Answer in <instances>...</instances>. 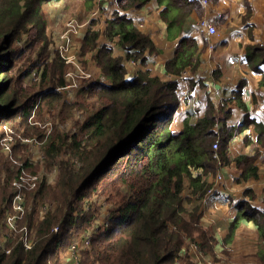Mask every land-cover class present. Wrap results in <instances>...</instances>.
I'll use <instances>...</instances> for the list:
<instances>
[{
    "label": "trees",
    "instance_id": "16d2710c",
    "mask_svg": "<svg viewBox=\"0 0 264 264\" xmlns=\"http://www.w3.org/2000/svg\"><path fill=\"white\" fill-rule=\"evenodd\" d=\"M148 1L117 0V5L119 10L139 9ZM174 1L183 8L194 6V1L171 0V4ZM45 23L39 0H0V131L7 120L20 114L26 126L35 125L32 128L44 141V163L51 166L63 148L70 155L66 160L60 157L53 186L43 177L32 188L25 180V213L17 222L18 233L9 244L10 252L0 249V264H67L62 257L73 243L79 246V264H198L188 251L182 252L192 243L203 254L214 255L216 240L200 224L199 206L188 210L186 203L206 194L211 185L207 177L215 173L219 162L227 160L230 133L218 134L214 126L229 117L234 105L244 108L241 97L217 106L208 102L202 116L195 121L185 117L175 132L173 115L179 106L176 81L163 80L149 70H139L132 80H126L121 57L100 44L99 32L88 31L81 48L84 68L103 74L107 82L83 79L81 91L85 95L79 100V92L74 100L64 99L55 87L65 85L69 63L59 51L49 59ZM104 31L109 40L116 37L122 47L134 49L133 54L128 51L129 58L143 62L144 52L153 48L151 38L119 11L114 12ZM23 37L25 46L19 50L17 42ZM177 45L176 56L167 64L168 72L178 73L192 63L188 47L193 43L183 37ZM20 62L40 70L39 87L22 108V90L10 74ZM28 74L25 70L22 75ZM85 98L94 102H84ZM42 102L46 107L59 104L61 118L68 116L65 109L79 107L86 115L81 130H87L81 131L87 133L86 139L79 141L86 144L81 146L76 134L69 141L70 136L63 132L53 129L45 134L34 124L31 116L37 107V113L42 114ZM251 121L245 117L243 127L252 123L259 127ZM92 140L95 146L89 150L92 146L87 143ZM216 140L220 142L218 150L213 148ZM23 145L20 140L14 144L10 159L0 150V206L11 201L14 178L21 182L20 175L35 174L39 169V163L28 161ZM236 163L243 169L241 178L258 176L250 156H240ZM187 189L188 194H184ZM245 193L248 199L237 203L238 215L229 233L240 217L252 221L261 241L255 256L264 264V209L251 203L255 197L252 190ZM44 199L57 205L39 217L37 204ZM102 199L112 204L105 206L106 216L100 210ZM54 226H59V233L53 231ZM24 228L35 238L28 248L21 237ZM86 234L90 242L82 245Z\"/></svg>",
    "mask_w": 264,
    "mask_h": 264
},
{
    "label": "crops",
    "instance_id": "0c3cea01",
    "mask_svg": "<svg viewBox=\"0 0 264 264\" xmlns=\"http://www.w3.org/2000/svg\"><path fill=\"white\" fill-rule=\"evenodd\" d=\"M189 1H194V6L190 9L174 7L169 10L170 16L163 18L161 14L164 15L167 10L166 1L159 3L158 0H150L139 9L121 11L117 0H101L103 15L93 28L89 25L91 11L89 14L87 11L93 7V0L89 6L84 0L78 3L73 0H49L45 3L53 8H43V11L47 13L45 20L48 30H53L58 25L55 43L66 46L63 54L70 66L65 73V85H76L73 80L78 76L72 70L78 69L79 61L76 60H79V55L83 64L81 48L78 49V46L79 40L85 37L86 29H102L107 22L104 21L111 18L115 11H119L130 18L137 29L147 34L154 46H157L154 53H148L147 50L144 52L146 58L143 62L139 58L125 61L122 57L125 79L132 80L139 70H149L163 80L174 78L179 98V106L173 115L175 132L180 129L185 117L195 121L202 116L208 102L217 106L225 100L235 101L237 95L241 97L244 108L234 105L229 117L214 126L218 134L226 131L230 133L225 160L227 162L217 167V173L207 177L211 185L206 194L191 201L194 205H199L200 224L215 237V254L211 256L201 252V258H192L198 264H208V261L212 264H259L255 253L261 241L256 225L240 217L233 233H229V229L238 215L237 203L248 199L245 190H254L256 196L251 203L264 209V157L259 160L258 176L255 178H241L243 169L236 163L238 157L250 156L255 152L264 156V61L261 60L264 55V0ZM201 19L214 24L216 33L208 35L199 26ZM183 37L193 43L192 48L188 47L192 63L175 75L170 74L167 64L176 56L177 44ZM100 44L109 46L115 56L132 51L121 48L117 40H109L106 36ZM83 66L81 71L86 74L83 79L105 80L104 75L94 77ZM64 86H57L55 89L62 93ZM245 117L259 124V127L254 128L252 121V126L243 127ZM42 128L44 133L49 132L48 126ZM28 149L31 152L30 146ZM35 153L29 154L33 161L37 159ZM41 162L37 160L36 163ZM185 183L187 187L188 182ZM191 203H186L188 210L193 207ZM190 246L188 249L182 248V252L188 251L191 255ZM66 254L62 259L67 264L70 261L72 263L70 255Z\"/></svg>",
    "mask_w": 264,
    "mask_h": 264
},
{
    "label": "rangeland",
    "instance_id": "374dc122",
    "mask_svg": "<svg viewBox=\"0 0 264 264\" xmlns=\"http://www.w3.org/2000/svg\"><path fill=\"white\" fill-rule=\"evenodd\" d=\"M45 1H49V0H39V7H40L41 12L44 15V18L47 19L46 18L47 17V13H45L46 11L45 12L43 11V8H45L47 10V9H52L53 6L49 5L48 3H45ZM73 1L75 3H78V2H80L82 0H73ZM161 1H166L169 4V8L166 10V12L164 14L166 17L170 16V12H169L170 9H172L174 7L179 8V9L182 8V6L179 5V3L176 2V1H174V3H172V4H171V0H161ZM84 2H85V4H87L89 6V3H92V0H84ZM94 10H95L94 4H93L92 8L87 9L88 14H89V11H91L90 12L91 18L89 19V25L92 26V28L96 26L95 22L99 23V18H101V16L103 15L102 14V12H103L102 6H100L99 13L96 14V15L92 14ZM129 10H133V9H129ZM121 11H125V10H121ZM86 14H87V12H86ZM161 17L165 18L162 14H161ZM66 20L67 19H65V21ZM110 20H111V18H108L104 22H106V21L108 22ZM107 22H106V24H107ZM165 23H166V20H165ZM173 23L174 22H171V24H173ZM106 24H104L105 27H106ZM105 27H103L102 29H100V28H94V29L88 28V29H86L85 34L88 31H92V32L93 31H97V32H99L98 39H99V41H101V40L104 39V36H105V31H104ZM57 28H58V25L53 30H51V29L48 30L47 29V22L45 23V32H46V35L48 36L47 38L49 40V45H48V49L50 51L49 59H53L54 52L55 51H59L61 53V55L66 59L67 63H69V66H70V62H68L69 60L63 54L64 51L66 50V46L63 43L62 44H59L58 42L55 43V40H56V37H57V34H58L57 33ZM208 35H210V34L208 33ZM211 35H213V34H211ZM83 39H84V37L79 40V44L80 45L78 46V49L82 48V46L84 44ZM24 40H25V37L22 38V41L17 42V46H18L19 50L24 49V46H25V44L23 43ZM114 40H117V42H118V39L116 37H114ZM118 44L121 46V44L119 42H118ZM69 48H71V47H69ZM121 48L127 49V48H124L122 46H121ZM156 48H157V46H154V44H153V48L151 50V53H154L156 51ZM131 53L132 54L134 53V49H132ZM120 57H121L122 61H123V58H124L125 61L130 59L128 57V52L126 54L120 55ZM35 61H36V57H34V62ZM76 61H79L78 62V69H76V70H72L71 69L73 71L74 75L78 76L77 79L73 80V83L76 84V85H71L70 86L71 87L70 93L62 94L64 99L67 98V99L74 100L77 96H79V92L81 93L80 96H79V100H80V98L82 96L85 95V92L81 91V89H82L81 88V84H82V80H83V78L85 77L86 74L82 73V71H81L83 64L80 61V55H79V60H76ZM25 70H29V74L24 76L22 74L25 72ZM90 72L93 74L94 77H98L99 75H103V74H96V72L94 70L90 71ZM169 73L175 75V73L173 71H169ZM10 74L13 76L14 82H17L19 90H22L21 91L22 92V96H21V100L22 101L20 103V106H21L20 108H22V106L26 105V102H27V100L29 98L28 96L30 94L36 92L38 87H39L38 83H37V80H39V78H40V70L37 69L34 66L33 67H30L28 65L23 66L22 62H20V63H18L17 66H15L10 71ZM171 79H172V81L174 80V78H171ZM101 80H104V78H101ZM85 101L86 102H94V99L93 98H85L84 102ZM42 106H43L42 107V109H43L42 114H38L37 113V111H38V107H37V109H35V111H34V115L31 116V119H32V121H34V124H36L40 129H42L43 126L46 127L47 124H48L47 122L49 121L51 123L52 130L54 129L55 131H60V132H63L64 134L69 135L70 136V140L69 141L73 140V138H74L73 135H75V134L77 135V137H75V139L78 140V142H80L79 140L84 141V139H86V137H84V136H87V133L86 134H84L83 132L81 133V131L85 130V129L81 130V125L83 123H85L86 115H85V117L83 116V111H81L79 109V107H73V108H71V110L65 109V112H66V114H68V116L65 117V118H61V116H59V111L61 110V107H60L59 104L55 103L53 107H46V106H44V102H42ZM18 113H20V111ZM23 119H25V118L23 117ZM27 120L29 121V119H27ZM22 121H23L22 117L21 118H17V116H15V117H13V118H11V119L6 121L3 129L0 131V150H1L3 139L7 135L10 136L14 140V144L18 143L19 140L22 143V139L25 138V137L26 138L27 137H36L38 140H40L39 144H38L39 148L36 149V151L31 150V152H30L29 149H28V145L27 144L23 145L24 148L27 149V151H26V153L28 154L27 159L29 160V158H30L29 154L32 153V152H36L35 153V158L38 156L39 152L44 153L45 150L42 148V144H44V141L42 139L38 138L37 132H39V131L38 130L36 131L35 128H32V126H35V125L30 124V125L26 126ZM59 124H63L64 127L61 128L59 126ZM9 126L11 128V131H9V128H8ZM25 127H27V128H25ZM85 131H87V130H85ZM45 134H47V133H45ZM215 142H217V144H218V146H217V150H218L220 148V142L218 140H216ZM79 144L81 146H84L86 144V142L84 144H81V142H80ZM89 144H91V145H89ZM25 145L27 147H25ZM87 145L92 146V147H88V148H90L89 150H91L95 146L94 145V140H92L91 142L87 143ZM66 150L67 149L63 148L60 151V153L56 156V159L50 164L51 166H49L46 162L44 163V159L42 160L41 163H39L38 171L42 170L43 172L47 173L49 176L52 177L51 181H49L48 178H45L46 181H47V184L49 186H53L57 182L58 174H59V169L56 172V174L52 173L53 165L54 164H58V166H59L60 157H63L64 158L63 160H66L65 158L70 156V155H67V154H69V150H68V153H65ZM11 153H12V151H11ZM11 153L10 154H5L4 153L8 157L7 158L3 154L4 158L10 159ZM247 156H249V155H247ZM250 157L253 158V166H256L257 170H258L259 162H260L259 160L261 158H263L264 156H261L260 153L255 152L253 155H250ZM226 162L227 161L220 162L218 164V166L224 165V163H226ZM40 165H42L43 167L41 168ZM79 165H80V163H79ZM215 173H217V172H215ZM257 174H258V172H257ZM22 175L25 176L26 181L30 183V184L27 183V185L29 187L32 188V186H34L36 184L37 180L35 181L34 185H32V181L30 180V177L33 176L34 174L30 175V174L26 173L24 175V173H23ZM250 177H253V176H250ZM26 181L23 178V180L21 182H19L17 178H14V180L12 181L13 189L11 190L12 198H13V193L16 190L21 189L22 192L24 191L23 190L25 188L24 183H26ZM252 191L255 193V196H256V192L254 190H252ZM185 192L186 193H184V194H188L187 190H185ZM12 198H11V201L9 203H5L4 204V202H3L2 205L0 206V234H6V232L9 231L10 226L6 225V219L4 218V211L2 209V206L4 204V209L12 210ZM93 199L95 200L96 198L94 197ZM192 199L193 198H191V200H188L187 203H191ZM44 203L49 204L48 210H54L56 205H57L56 201H49L47 199H44L43 202H39L37 204V212H38L39 217H43V215L47 211V210L45 211V210L42 209V204H44ZM99 205L101 206L100 210L103 212L102 216H106V207L105 206L109 205V207H110L112 204L111 203H106L105 199H102L100 201ZM25 206H26V204H25ZM191 206H195L193 204V202L191 203ZM196 206H199V205L196 204ZM24 213H25V210L22 213L18 214V217H17L16 223L14 224V227L18 228L17 222H18V220H20L22 218ZM27 236L29 238H31L32 240H35L34 234L32 233V231H29L27 233ZM74 242H78V240H74ZM193 244H196V243H193ZM197 251L201 252L199 247H198V249H194L193 248L191 250V255L190 256L191 257L194 256V258L199 257L200 255L197 256V253H196ZM193 253H194V255H193ZM209 255H211V254H209ZM211 256H213V255H211ZM194 258H192V259H194ZM70 264H71V261H70Z\"/></svg>",
    "mask_w": 264,
    "mask_h": 264
},
{
    "label": "built area",
    "instance_id": "2783aa9c",
    "mask_svg": "<svg viewBox=\"0 0 264 264\" xmlns=\"http://www.w3.org/2000/svg\"><path fill=\"white\" fill-rule=\"evenodd\" d=\"M100 1L101 0H93L94 3V8L95 10L93 11V15H96L99 13V6H100ZM199 26L206 30L209 34H215L216 29H215V25L212 23H209L206 19H201L199 21ZM71 85H65L63 87V94L66 93H70V87ZM17 118H21L20 114L16 115ZM47 126L49 127V132L52 129L51 123L48 121L47 122ZM59 126L62 128L64 127L63 124H59ZM9 131H11L10 126L8 127ZM49 132H46L47 134ZM85 137V136H84ZM22 143L23 144H27L28 146H30L31 150L36 151V149H38V144H39V140L36 137H25L22 139ZM14 145V140L10 137V136H6L3 139L2 142V146H1V150L5 153V154H10L12 151ZM217 142H214L213 144V148L217 150ZM11 157V155H10ZM36 161H33L29 158V162L32 164H36L37 160H43L44 159V154L42 152H39L38 156L36 157ZM76 163H78L77 160H75ZM220 163V162H219ZM58 171V164H54L52 167V173L56 174V172ZM48 178L49 181L52 180V177L49 176L47 173L43 172L42 170L38 171L36 174H34L33 176L30 177V180L32 181V185L35 184V181L39 178ZM23 178L26 180V178L23 175L19 176V179L23 180ZM19 181V180H18ZM20 182V181H19ZM24 192L21 191V189L16 190L13 193V198H12V210H6V212L4 213V218L6 219V225H9V231L6 232V234H0V249H3L6 253L10 252V246L9 243H11L16 237H17V233H18V228L14 227V224L16 223L17 217L19 213H22L24 211L25 208V203H24ZM49 208V204H42V209L43 210H47L48 211ZM46 211V212H47ZM53 231L55 233H59L60 232V228L59 226H54ZM28 230L27 228L23 229V235L22 237V241L24 243V246L26 248L30 247L33 243L34 240H32L31 238H29L27 236ZM90 242V236L89 234H86L83 239H82V245H86ZM198 249V246L196 244H191L190 249ZM66 256L70 255L72 263L71 264H79V246L75 243L71 244L69 246V248L66 251ZM198 256L201 255L202 253L200 251H197ZM199 258H201L199 256ZM51 264V263H48ZM200 264V263H199ZM208 264H212L211 261H208Z\"/></svg>",
    "mask_w": 264,
    "mask_h": 264
},
{
    "label": "clouds",
    "instance_id": "9594fccd",
    "mask_svg": "<svg viewBox=\"0 0 264 264\" xmlns=\"http://www.w3.org/2000/svg\"><path fill=\"white\" fill-rule=\"evenodd\" d=\"M132 21V20H131ZM132 23H133V21H132ZM134 25V24H133ZM135 27H136V25H134ZM137 28V27H136Z\"/></svg>",
    "mask_w": 264,
    "mask_h": 264
}]
</instances>
